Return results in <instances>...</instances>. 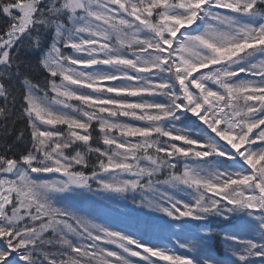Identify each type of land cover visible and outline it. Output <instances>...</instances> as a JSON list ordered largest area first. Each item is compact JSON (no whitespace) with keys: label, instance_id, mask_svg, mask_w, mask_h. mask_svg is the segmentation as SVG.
Wrapping results in <instances>:
<instances>
[{"label":"snow or ice","instance_id":"6c2138e0","mask_svg":"<svg viewBox=\"0 0 264 264\" xmlns=\"http://www.w3.org/2000/svg\"><path fill=\"white\" fill-rule=\"evenodd\" d=\"M0 18V264H264V0H0Z\"/></svg>","mask_w":264,"mask_h":264},{"label":"trees","instance_id":"16d2710c","mask_svg":"<svg viewBox=\"0 0 264 264\" xmlns=\"http://www.w3.org/2000/svg\"><path fill=\"white\" fill-rule=\"evenodd\" d=\"M2 24H3V19L0 18V25H2ZM45 47H47V42L45 43ZM45 75L46 74L41 73V72L35 73L34 74V82L39 81L41 84H43ZM58 79L59 78H57V80ZM23 127H24L23 121H19L15 125V128L17 130H19ZM26 136H27V134H26ZM15 139H16V132L14 131L13 134L8 137L7 143L13 145V151H15L17 153L23 152L25 150V143L24 142H15L14 143ZM93 146H95V145H93ZM4 151H5V149L3 146V141H2V138H0V154H3ZM8 154L11 155V152H9ZM72 199H74L76 201L78 206L85 207V208H91L93 210H96V208H97V206L91 201H85V200H82V199L76 198V197H74ZM137 199H139V197H137ZM120 208L122 211H129L131 209V196H129V199L126 202V205L122 203L120 205ZM103 211H106V210H103ZM209 226L213 229L214 233H219L222 229H226L230 225L227 223H223L217 219V220L210 221ZM193 227H197V225H193ZM210 245H211V254L214 253V255L218 259L223 260L225 258V245L221 242L219 235L213 236V239L210 242Z\"/></svg>","mask_w":264,"mask_h":264}]
</instances>
